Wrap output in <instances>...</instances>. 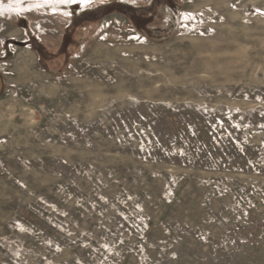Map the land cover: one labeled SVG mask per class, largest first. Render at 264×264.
Instances as JSON below:
<instances>
[{"label":"rangeland","instance_id":"obj_1","mask_svg":"<svg viewBox=\"0 0 264 264\" xmlns=\"http://www.w3.org/2000/svg\"><path fill=\"white\" fill-rule=\"evenodd\" d=\"M0 264H264V0H0Z\"/></svg>","mask_w":264,"mask_h":264},{"label":"crops","instance_id":"obj_2","mask_svg":"<svg viewBox=\"0 0 264 264\" xmlns=\"http://www.w3.org/2000/svg\"><path fill=\"white\" fill-rule=\"evenodd\" d=\"M25 74H27V77L28 78H34L35 76L36 77H39L38 76V74L36 73V70H34L33 68H32V66H31V64L30 65H27L26 67H25ZM39 75H41V74H39ZM47 77H49V76H47ZM40 78V77H39ZM40 79H44V76L43 75H41V78ZM46 79V78H45ZM32 82V81H31ZM30 82V83H31ZM49 85H41V95L45 98V99H47V98H49V97H57V98H59V97H62L63 96V93H64V87L62 86V85H60V86H56L57 84H53V83H48ZM59 93V94H58ZM70 101V100H69ZM70 105H72V103L70 104L69 102H68V104L66 105L67 106V112L68 113H71L72 115H75V113H74V110H72L73 108H74V104L72 105V107H70ZM84 107L86 106V104L85 103H83L82 104ZM87 113H89V112H91V110H90V107H88L87 109ZM83 112H85V111H83ZM86 113V112H85ZM87 116H91V114L89 113V114H87Z\"/></svg>","mask_w":264,"mask_h":264}]
</instances>
